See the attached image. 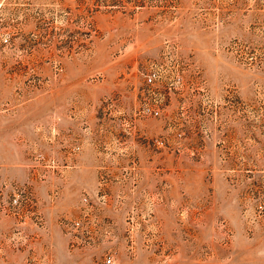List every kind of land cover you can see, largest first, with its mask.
Here are the masks:
<instances>
[{"label":"rangeland","instance_id":"374dc122","mask_svg":"<svg viewBox=\"0 0 264 264\" xmlns=\"http://www.w3.org/2000/svg\"><path fill=\"white\" fill-rule=\"evenodd\" d=\"M109 257L264 264V0H0V264Z\"/></svg>","mask_w":264,"mask_h":264},{"label":"built area","instance_id":"2783aa9c","mask_svg":"<svg viewBox=\"0 0 264 264\" xmlns=\"http://www.w3.org/2000/svg\"><path fill=\"white\" fill-rule=\"evenodd\" d=\"M150 80H152V78ZM106 264H113V259L111 257L106 259Z\"/></svg>","mask_w":264,"mask_h":264}]
</instances>
